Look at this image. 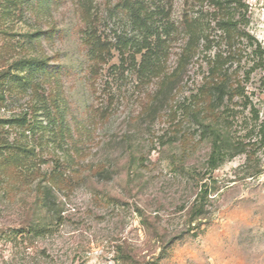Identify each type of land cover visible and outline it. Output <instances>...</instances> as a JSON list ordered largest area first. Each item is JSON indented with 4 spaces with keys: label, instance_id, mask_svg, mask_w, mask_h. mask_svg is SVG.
Masks as SVG:
<instances>
[{
    "label": "rangeland",
    "instance_id": "374dc122",
    "mask_svg": "<svg viewBox=\"0 0 264 264\" xmlns=\"http://www.w3.org/2000/svg\"><path fill=\"white\" fill-rule=\"evenodd\" d=\"M132 1L36 0L24 14L0 18V70L23 55L65 67L54 123L41 108L36 133L0 125L1 139L38 153L11 149L0 158V264H264V0H232L230 15H214L210 0H140L163 60L148 78L114 47L118 35L143 43ZM229 16L235 25H218ZM52 29V38L21 46L29 33ZM83 31L105 46L93 72ZM181 57L184 68L159 94ZM212 61L239 87L227 97L229 122L221 127L235 142L263 143L205 177L216 189L205 216L189 223L211 142L200 139L186 105L196 94L208 104ZM30 95L9 98L0 118L30 112ZM57 159L72 184L54 171ZM46 184L53 189L45 203ZM37 224L47 231L30 235ZM122 250L134 262L117 260Z\"/></svg>",
    "mask_w": 264,
    "mask_h": 264
},
{
    "label": "trees",
    "instance_id": "16d2710c",
    "mask_svg": "<svg viewBox=\"0 0 264 264\" xmlns=\"http://www.w3.org/2000/svg\"><path fill=\"white\" fill-rule=\"evenodd\" d=\"M214 6V15L217 14L218 10L225 11L228 15L231 14L233 7H231L232 0H210ZM36 0H6L4 4L0 7V18L5 19L8 15H16V12H19V15L24 14L26 10L35 8V5L38 4ZM236 2V0H235ZM39 6L42 7V4L39 3ZM145 6L143 1L135 0L132 1L128 7L130 12V18L133 19V22L146 28L142 44L138 45V40L130 38L126 35H118V41L114 47L120 48L121 59H129L134 66L138 65V69L147 76L155 75L163 67V60L160 55V48L158 43H154L149 37V32L152 34L151 26L148 25L147 17L148 13L144 14ZM212 14V15H213ZM145 15V16H144ZM149 18H152L151 16ZM200 19V18H197ZM195 21V20H193ZM227 24L230 26L235 25L234 18L229 16L227 19L218 21V25ZM191 24H189L190 26ZM55 30H37L33 33H29L27 39L24 41V44L21 46H35L40 41L46 38H52L54 36ZM82 36V44L87 45L86 50L88 52L89 60L91 63V72L92 62L93 66L95 63L100 60H104L102 57L105 53V46L99 40L98 36H95L92 32H84ZM112 44V43H111ZM112 46V45H111ZM146 49L144 53L141 54V60L138 62L137 55L142 52L143 49ZM7 60V59H6ZM106 62V61H103ZM138 63V64H137ZM264 67V60L262 61ZM176 71H172L170 77L164 79V83L161 84V87L158 93L164 92V90L169 87V84L174 81L177 77L175 74L184 68V58L180 59V64L177 67ZM65 67L62 64H51V61L48 56L45 55H23L16 58L15 60L9 63L8 67L3 65V69L0 70V107L7 103L9 98L14 96H20L21 98L25 96L29 90L31 91V103L29 107L32 109L30 112H24L22 114H15L9 117L8 119L0 118V125H17L19 127L26 128L25 131L21 134L26 135V132H37L38 126L36 125V120L34 116L38 115L39 109L43 108L44 112L50 119V123L55 122L54 114L52 113V105L58 107L62 97L60 95L61 87L64 85V76ZM228 72L224 70L219 61H212L210 66L209 76H212V80L209 83V88L207 90V96L209 102L206 105L198 104L199 95L196 94L193 96L192 101L186 105V109L190 115L196 120V123L201 127V137L202 141L208 139L211 142V151L207 159V171L201 174L200 182H202L208 174H211L218 166L228 159L235 157L241 153H250V151L259 144L263 143V138L260 141L244 142L243 140H238L235 142L230 132L226 131L221 125L223 123L227 126L229 122L230 115V106L227 103V97H230L232 93L236 90L239 91V87L235 88V85L227 77ZM26 93V94H25ZM158 94V95H159ZM166 100L164 99V102ZM167 102V101H166ZM153 105V104H152ZM151 105V107H152ZM156 108V107H155ZM257 114L258 111L253 108ZM151 111L156 114L157 109H151ZM233 111V110H231ZM258 118V116H257ZM260 125L262 136L264 137V129ZM255 129H252L254 131ZM250 148V150H248ZM11 149H19L23 153H30L34 158L38 157L36 147L30 143H25L23 141H14L9 142L0 137V158L4 156V150L8 151ZM26 156V155H25ZM3 163L4 160H3ZM1 164V162H0ZM1 166V165H0ZM37 166V165H36ZM34 173H38L40 168L34 167ZM59 169V172H62L66 178V181L71 179V170L68 165L67 168L60 163L57 159L56 167L54 169ZM67 169V171H65ZM107 170L100 169L96 170V173L99 175L104 174ZM201 172V171H200ZM64 176V177H65ZM72 184V182H69ZM199 186V191L196 194L195 200L190 207L189 213L191 214L189 218V223L197 221L199 218L205 216V206L206 201L209 198L214 189H216V181L214 183L209 179L205 182H202ZM53 189L52 185L46 184L44 187V196L46 203V198ZM47 227H43L40 224L35 226H30L27 230L30 235H41L47 231ZM14 230L12 231V233ZM24 232V231H19ZM14 234V233H13ZM11 237V236H10ZM125 254V251L122 250ZM123 260L128 263L134 262L135 255L131 253H126L122 256H117V260Z\"/></svg>",
    "mask_w": 264,
    "mask_h": 264
}]
</instances>
